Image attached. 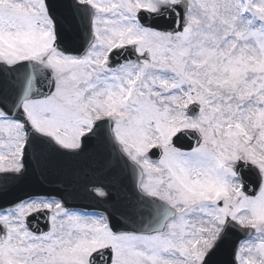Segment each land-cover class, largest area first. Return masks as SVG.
I'll use <instances>...</instances> for the list:
<instances>
[{
    "label": "snow or ice",
    "instance_id": "obj_1",
    "mask_svg": "<svg viewBox=\"0 0 264 264\" xmlns=\"http://www.w3.org/2000/svg\"><path fill=\"white\" fill-rule=\"evenodd\" d=\"M0 75V174L94 144L123 209L5 201L0 264H264V0H0Z\"/></svg>",
    "mask_w": 264,
    "mask_h": 264
},
{
    "label": "water",
    "instance_id": "obj_2",
    "mask_svg": "<svg viewBox=\"0 0 264 264\" xmlns=\"http://www.w3.org/2000/svg\"><path fill=\"white\" fill-rule=\"evenodd\" d=\"M65 43L69 47H79L82 50L80 42L75 38L67 40ZM27 72L28 66L25 65L15 74L17 76V97L20 95L21 85ZM49 79H51L49 71L40 74L37 84L41 92L47 93ZM6 86L4 77L0 75V92H3ZM40 94L39 92L33 93L31 98H37ZM33 140L39 142V138L34 137ZM49 151L51 153L50 162L46 165H40L38 163L39 158L33 160L31 152H29L26 171L22 175H0V185H8V190L0 193V204L5 201H15L18 198H23L24 194L28 192L51 193L60 196L69 206H80L101 211L105 208H112L114 216L119 219V214L123 209L118 193L114 192L112 198L108 201H100L86 190L89 183L106 179L104 175L99 173L101 157L94 144H90L76 157L60 154L54 146L50 147ZM17 189L20 190L16 191ZM143 203L149 208L153 204L148 199H145ZM158 205L162 212L164 207ZM139 217H143V219ZM161 218V216H155L148 211H142L132 217L137 228H144L145 226L151 228L159 223ZM240 238L242 237L238 232L230 236V242L216 258V264H229L231 248L234 246V242Z\"/></svg>",
    "mask_w": 264,
    "mask_h": 264
},
{
    "label": "rangeland",
    "instance_id": "obj_3",
    "mask_svg": "<svg viewBox=\"0 0 264 264\" xmlns=\"http://www.w3.org/2000/svg\"><path fill=\"white\" fill-rule=\"evenodd\" d=\"M169 223H171V221H170ZM166 230H167V229H166Z\"/></svg>",
    "mask_w": 264,
    "mask_h": 264
}]
</instances>
